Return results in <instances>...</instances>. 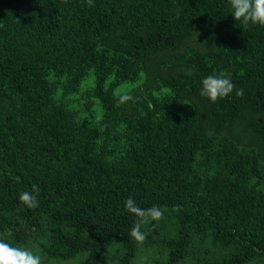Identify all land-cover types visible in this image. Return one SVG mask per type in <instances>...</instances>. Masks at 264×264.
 <instances>
[{"label": "trees", "instance_id": "trees-1", "mask_svg": "<svg viewBox=\"0 0 264 264\" xmlns=\"http://www.w3.org/2000/svg\"><path fill=\"white\" fill-rule=\"evenodd\" d=\"M93 5L0 0V240L42 264H264V27L227 0ZM221 72L244 94L211 103ZM129 197L164 213L143 244Z\"/></svg>", "mask_w": 264, "mask_h": 264}, {"label": "clouds", "instance_id": "clouds-1", "mask_svg": "<svg viewBox=\"0 0 264 264\" xmlns=\"http://www.w3.org/2000/svg\"><path fill=\"white\" fill-rule=\"evenodd\" d=\"M231 8V16L239 22L243 29L249 26L264 27V0H227ZM89 7L94 6L93 0H87ZM235 92L237 97L242 96L243 89L237 88L232 79L225 73L218 75H208L201 81L200 96L207 98L211 103L227 98ZM133 100V97L125 93L120 96V103H127ZM40 189L33 185L31 191L22 192L19 195V201L28 209L38 207ZM124 207L126 211L132 214L136 219L130 236L138 243L143 244L146 239V233L141 230L142 226L148 225L153 221H160L164 218V213L159 206L153 205L149 208H141L136 201L129 197L126 199ZM179 208L177 207V209ZM155 225H153L154 227ZM0 264H42L41 256L33 252L30 248L13 246L3 240H0Z\"/></svg>", "mask_w": 264, "mask_h": 264}]
</instances>
